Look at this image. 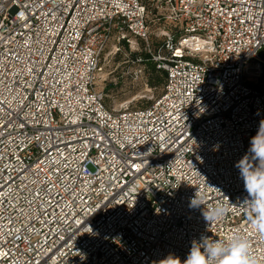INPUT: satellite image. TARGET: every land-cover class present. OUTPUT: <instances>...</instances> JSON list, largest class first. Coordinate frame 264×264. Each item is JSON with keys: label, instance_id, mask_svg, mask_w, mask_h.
<instances>
[{"label": "built area", "instance_id": "built-area-1", "mask_svg": "<svg viewBox=\"0 0 264 264\" xmlns=\"http://www.w3.org/2000/svg\"><path fill=\"white\" fill-rule=\"evenodd\" d=\"M115 36L165 73L144 108L97 88ZM261 120L264 0H0V264H169L235 233L264 264L236 167ZM197 191L237 207L208 224Z\"/></svg>", "mask_w": 264, "mask_h": 264}, {"label": "clouds", "instance_id": "clouds-1", "mask_svg": "<svg viewBox=\"0 0 264 264\" xmlns=\"http://www.w3.org/2000/svg\"><path fill=\"white\" fill-rule=\"evenodd\" d=\"M244 181L248 196L239 205L244 210L251 227L264 237V120H261L257 134L250 140V148L236 164ZM211 187V186H209ZM204 206L202 215L211 224L223 220L237 207L231 203L206 205V194L197 191L190 206ZM169 264H257L250 253L247 235L235 233L226 239L201 237L194 241L186 260L172 257Z\"/></svg>", "mask_w": 264, "mask_h": 264}, {"label": "rangeland", "instance_id": "rangeland-1", "mask_svg": "<svg viewBox=\"0 0 264 264\" xmlns=\"http://www.w3.org/2000/svg\"><path fill=\"white\" fill-rule=\"evenodd\" d=\"M128 45L117 41L115 36L107 41L101 52V76L97 80V88L102 89L104 103L108 107L138 109L160 93V87L152 88L148 84L145 66L140 62L143 58L141 53L146 51L144 45L139 43L134 50Z\"/></svg>", "mask_w": 264, "mask_h": 264}, {"label": "trees", "instance_id": "trees-1", "mask_svg": "<svg viewBox=\"0 0 264 264\" xmlns=\"http://www.w3.org/2000/svg\"><path fill=\"white\" fill-rule=\"evenodd\" d=\"M122 43L126 46V42L125 41H122ZM160 43H161V40H156V39L153 40L152 43H151L152 50H156ZM141 54H143V58L141 59L140 62H142V64L145 66L146 73H147V76H148V84L152 88L153 87L154 88L160 87V93H161V90L163 88V84L165 82V73L162 71V69H158L156 67V63L152 59L151 53H149L146 50L144 53H141ZM151 103H152V101L147 103L145 106L140 107V108H144V107L150 105ZM135 109H137V108H135Z\"/></svg>", "mask_w": 264, "mask_h": 264}, {"label": "bare ground", "instance_id": "bare-ground-1", "mask_svg": "<svg viewBox=\"0 0 264 264\" xmlns=\"http://www.w3.org/2000/svg\"><path fill=\"white\" fill-rule=\"evenodd\" d=\"M100 74H101V72L98 74V78H100V76H101ZM98 82H99V81H98ZM98 86H99V85H98Z\"/></svg>", "mask_w": 264, "mask_h": 264}]
</instances>
